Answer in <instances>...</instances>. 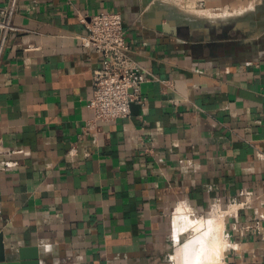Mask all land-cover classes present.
I'll return each mask as SVG.
<instances>
[{"label": "crops", "instance_id": "1", "mask_svg": "<svg viewBox=\"0 0 264 264\" xmlns=\"http://www.w3.org/2000/svg\"><path fill=\"white\" fill-rule=\"evenodd\" d=\"M12 2L0 0V21ZM16 5L19 31L0 58L7 252L40 264H210L223 216L221 264H264V0ZM102 12L122 14L148 81L129 117L92 126L102 56L82 46L80 16Z\"/></svg>", "mask_w": 264, "mask_h": 264}, {"label": "built area", "instance_id": "2", "mask_svg": "<svg viewBox=\"0 0 264 264\" xmlns=\"http://www.w3.org/2000/svg\"><path fill=\"white\" fill-rule=\"evenodd\" d=\"M17 0L8 11H2L0 21V58L8 35L19 29L12 23ZM86 35L80 37L82 46L102 56V65L94 73V92L88 107L93 112L92 126L125 119L134 103L144 104L141 89L148 81V73L133 60L126 39L123 16L119 12H102L80 16ZM74 153V152H72Z\"/></svg>", "mask_w": 264, "mask_h": 264}, {"label": "bare ground", "instance_id": "3", "mask_svg": "<svg viewBox=\"0 0 264 264\" xmlns=\"http://www.w3.org/2000/svg\"><path fill=\"white\" fill-rule=\"evenodd\" d=\"M192 11H191V13H192ZM194 12H193V14H196V15H198L200 17L203 16V18L213 19V20L214 19H220V18L227 19V18H231V17L234 16L232 14L226 13L223 16L218 17V16H216L214 14H211V12H207V13L204 12V11H203L204 13H199L197 11H194ZM189 13H190V11H189ZM189 223H191V221ZM224 230H225V222H224V219H223V216H222V218L215 225V228L211 229V234H212V232L214 233V243L212 244V246H210L211 247V253H210L209 257H207L208 258V263L210 262V264H214V263L215 264L216 263L217 264H221L223 256L225 255L224 252H225L226 241L224 240V237H223ZM207 248H208V246H207ZM209 250H210V248H209Z\"/></svg>", "mask_w": 264, "mask_h": 264}, {"label": "water", "instance_id": "4", "mask_svg": "<svg viewBox=\"0 0 264 264\" xmlns=\"http://www.w3.org/2000/svg\"><path fill=\"white\" fill-rule=\"evenodd\" d=\"M216 26H218L216 24ZM20 258L15 260L14 256L7 252L4 243V235L0 233V264H40L36 259L32 262L25 261V250H19Z\"/></svg>", "mask_w": 264, "mask_h": 264}, {"label": "rangeland", "instance_id": "5", "mask_svg": "<svg viewBox=\"0 0 264 264\" xmlns=\"http://www.w3.org/2000/svg\"><path fill=\"white\" fill-rule=\"evenodd\" d=\"M192 11V10H191ZM194 11H192V13H193ZM195 13V12H194ZM207 13V12H206ZM201 15V14H200ZM201 18H203V16L201 17ZM207 19V18H206Z\"/></svg>", "mask_w": 264, "mask_h": 264}]
</instances>
